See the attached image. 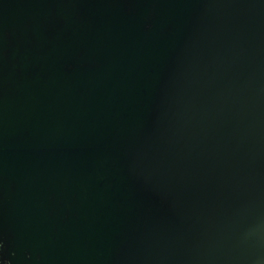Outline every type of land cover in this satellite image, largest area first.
Returning <instances> with one entry per match:
<instances>
[{
    "label": "water",
    "instance_id": "1",
    "mask_svg": "<svg viewBox=\"0 0 264 264\" xmlns=\"http://www.w3.org/2000/svg\"><path fill=\"white\" fill-rule=\"evenodd\" d=\"M0 264H264V0H0Z\"/></svg>",
    "mask_w": 264,
    "mask_h": 264
}]
</instances>
